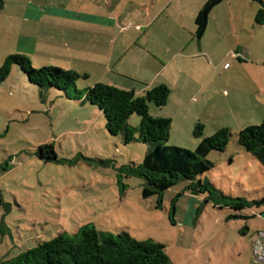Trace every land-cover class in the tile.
I'll return each mask as SVG.
<instances>
[{
  "label": "rangeland",
  "instance_id": "obj_1",
  "mask_svg": "<svg viewBox=\"0 0 264 264\" xmlns=\"http://www.w3.org/2000/svg\"><path fill=\"white\" fill-rule=\"evenodd\" d=\"M206 1L0 0V67L24 55L34 69L87 75L76 81L82 92L111 85L112 77L137 92L166 85V105L151 103L149 112L171 120L167 145L194 153L204 138L229 129L226 149L208 154L212 167L199 179L226 197L259 202L264 167L237 134L264 117V0H225L199 42L195 18ZM139 123L136 114L128 120ZM42 146L56 161L39 157ZM149 148L110 135L98 108L41 91L13 66L0 84V261L93 225L163 244L173 264H257L250 246L264 232V203L235 212L205 200L208 194L193 196L191 181L181 180L158 208L130 171ZM239 214L249 218H231Z\"/></svg>",
  "mask_w": 264,
  "mask_h": 264
},
{
  "label": "trees",
  "instance_id": "obj_2",
  "mask_svg": "<svg viewBox=\"0 0 264 264\" xmlns=\"http://www.w3.org/2000/svg\"><path fill=\"white\" fill-rule=\"evenodd\" d=\"M225 0H207L195 18V37L200 42L204 36L212 10ZM262 3V0H251ZM19 67L29 82L41 91L54 89L66 95L69 100L88 103L98 108L105 121L106 130L112 136H121L125 144L140 141L150 148L141 165L132 168L131 175L145 181L143 198L157 196V207L161 208L163 194L181 180L191 183L187 190L193 195L208 194L205 200L212 199L218 206L227 207L242 213L252 203L243 198H231L221 195L208 182L199 179L210 170L212 164L206 159L212 151L223 152L229 142V129H220L214 135L204 138L194 153L167 145L171 120L155 118L149 112V104L161 108L166 105L169 88L160 84L137 96L133 90H124L112 85L98 83L83 92L76 90V81L87 78L72 70L56 67L34 69L24 55L8 56L0 67V84L9 77L12 67ZM140 117L137 127L128 124L132 115ZM203 129L197 125L200 132ZM200 135V134H199ZM238 144L255 157L264 167V117L261 125L246 127L237 134ZM41 159L56 161L54 150L42 146L38 151ZM221 195V196H219ZM177 198V197H176ZM175 198V199H176ZM173 203H175V200ZM231 218H246L245 215H233ZM0 264H173L165 252L163 244L152 240H137L127 232L100 233L93 225L83 226L77 233H61L47 242H41L34 248L21 253Z\"/></svg>",
  "mask_w": 264,
  "mask_h": 264
},
{
  "label": "crops",
  "instance_id": "obj_3",
  "mask_svg": "<svg viewBox=\"0 0 264 264\" xmlns=\"http://www.w3.org/2000/svg\"><path fill=\"white\" fill-rule=\"evenodd\" d=\"M52 10V11H51ZM61 11V9H58L57 8V10H56V8H51V9H49V12H57V14L59 15V16H63V17H68L69 19H71V18H74L75 17V15H69L70 13H63V12H60ZM213 11V10H212ZM212 13V12H211ZM78 15V14H77ZM76 15V16H77ZM83 16H85V15H83ZM210 16H211V14H210ZM80 17V16H79ZM85 18H88L90 21H92V22H100V21H102V20H100V18L99 17H97V16H85ZM108 62H109V64L107 63V66H110V64H111V62H112V58H109V60H108ZM110 68V67H109ZM111 69V68H110ZM108 74L110 75V73L108 72ZM112 86H115V87H117V88H120V89H124V90H130V89H132L135 93H136V95L137 94H141L142 93V95L145 93V91H144V89H140L139 90V92H137L136 91V89L134 88V87H130L131 85H127V84H125L124 82H122V81H116L115 79H113V77L111 78V83H110ZM141 96V95H140ZM83 105H85V104H83ZM251 245H252V242H251ZM251 247V246H250ZM251 264H252V262H251Z\"/></svg>",
  "mask_w": 264,
  "mask_h": 264
},
{
  "label": "built area",
  "instance_id": "obj_4",
  "mask_svg": "<svg viewBox=\"0 0 264 264\" xmlns=\"http://www.w3.org/2000/svg\"><path fill=\"white\" fill-rule=\"evenodd\" d=\"M251 253L257 264H264V232H258L252 241Z\"/></svg>",
  "mask_w": 264,
  "mask_h": 264
}]
</instances>
